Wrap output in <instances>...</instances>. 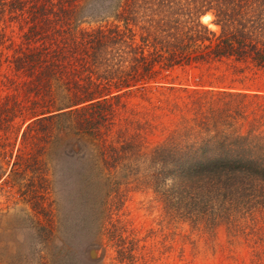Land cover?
Returning <instances> with one entry per match:
<instances>
[{
  "label": "trees",
  "instance_id": "1",
  "mask_svg": "<svg viewBox=\"0 0 264 264\" xmlns=\"http://www.w3.org/2000/svg\"><path fill=\"white\" fill-rule=\"evenodd\" d=\"M221 64L225 88L168 81L175 67ZM263 88L264 0H0V132L16 124L12 165L17 186L33 188V204L54 189L49 160L56 158L60 185L79 188L81 201L94 179L105 196L133 181L190 228L223 224L254 235L256 221L264 224ZM155 91V109L176 115L172 127L132 122L125 108L127 99ZM121 111L129 119L114 123ZM155 131L161 138L149 142ZM34 212L43 217L28 242L34 264H72L54 245L53 209ZM93 229L105 230L117 263L135 264L137 239L116 223L100 220ZM87 243L86 250L101 248L99 257L89 261L85 250L77 262L99 263L102 246Z\"/></svg>",
  "mask_w": 264,
  "mask_h": 264
},
{
  "label": "rangeland",
  "instance_id": "2",
  "mask_svg": "<svg viewBox=\"0 0 264 264\" xmlns=\"http://www.w3.org/2000/svg\"><path fill=\"white\" fill-rule=\"evenodd\" d=\"M210 20L204 23L210 29H216ZM225 68H227L225 64H221L217 70L193 65L175 67L168 72V81L175 87L187 85L214 90L225 88L229 84V79L218 76L226 70ZM196 83L198 85H195ZM169 96L172 98L171 93ZM159 97L160 93L155 91L146 97L127 99L125 108L131 110L132 122L148 121L151 126L159 127L158 124L163 123L164 126L172 127L171 122H175L176 115L173 113L164 116L161 110L155 109ZM177 101L181 102L180 99ZM124 116L128 117V114L123 111L117 112L113 117L114 123L121 124L120 119ZM162 134L155 131L153 135H149V142L159 140ZM18 136L15 123L9 133L3 135L0 132V144L4 145L3 150H5L4 153L0 151V264H34L36 256H32L33 243L29 250L28 242L33 235L32 228L36 227V220H43L42 215L34 214L36 206H41L44 210L53 209L58 237L54 245L61 243L68 256H72L74 264H81L77 262L78 259L86 257L85 250L89 246L87 243L89 241L100 244L103 248L102 259L96 264H122L117 263L113 248L104 242L107 236L105 230L94 231V222L99 223L100 220L104 222L106 228L109 224L116 223L120 226V233L137 239V248L133 256L135 264H261L264 262L262 222L256 221L260 227L251 236L228 230L223 224L216 226L212 232L190 228L187 223L166 215L162 204L149 189L140 188V184L128 180L129 183L119 185L118 195L110 193L105 196V186L94 179L91 185V188H94L91 192H86L87 199L81 201L79 197L77 198L79 188L77 189L76 186L64 188L60 185L58 173L62 162L56 158L49 160V164L56 170L52 173V178L57 183L51 192L48 189L41 190L38 201L40 204H33L34 200L31 197L33 188L17 186L19 179L14 174L16 165H12L18 146ZM24 183H27V180ZM50 194L54 197L53 204H49ZM67 194L72 197L69 202L64 199ZM255 215L258 214L252 213L253 218ZM258 218L256 216L255 219ZM73 251L76 252L75 255L72 254ZM3 254L7 255V259Z\"/></svg>",
  "mask_w": 264,
  "mask_h": 264
},
{
  "label": "water",
  "instance_id": "3",
  "mask_svg": "<svg viewBox=\"0 0 264 264\" xmlns=\"http://www.w3.org/2000/svg\"><path fill=\"white\" fill-rule=\"evenodd\" d=\"M101 252V248H97V247H89L86 250V254L89 260H96Z\"/></svg>",
  "mask_w": 264,
  "mask_h": 264
}]
</instances>
